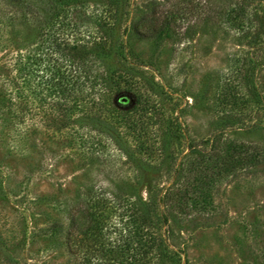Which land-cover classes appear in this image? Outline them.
Returning <instances> with one entry per match:
<instances>
[{
    "label": "rangeland",
    "instance_id": "obj_1",
    "mask_svg": "<svg viewBox=\"0 0 264 264\" xmlns=\"http://www.w3.org/2000/svg\"><path fill=\"white\" fill-rule=\"evenodd\" d=\"M98 1L78 16L81 42L110 23ZM123 8L114 32L123 73L114 78L91 60L72 78L65 64L66 89L76 87L59 97L35 50L41 34L0 2V264H84L67 243L79 238L68 223L91 192L118 198L102 212V249L86 252L93 264H264V0H124ZM152 8L171 31L138 38L132 24ZM231 8L244 15L239 25L227 19ZM145 109L150 136L141 142L125 119ZM242 148L258 162L223 165ZM149 188L156 200L170 191L168 214L152 216L139 238L131 221Z\"/></svg>",
    "mask_w": 264,
    "mask_h": 264
},
{
    "label": "trees",
    "instance_id": "obj_2",
    "mask_svg": "<svg viewBox=\"0 0 264 264\" xmlns=\"http://www.w3.org/2000/svg\"><path fill=\"white\" fill-rule=\"evenodd\" d=\"M0 2H5L11 10L18 11L21 16L25 17V19H20L30 22L35 27L36 32L41 34L42 39L35 50L43 54L46 57V61H48L47 64H50L49 70L51 73L46 79V83H51V92L56 96L70 97L75 91V81L71 83L70 89H66L64 76L61 73V69L65 67V64L69 67L68 77L71 76L72 78L76 76V72L79 69H84V66L91 60L100 62L105 68H113L112 71L114 70L115 73L114 78L118 79L120 77L119 73H123V70L121 71L119 68H116L114 62L115 58L121 57L120 52L122 49V44L115 38L114 32L118 27L119 21L125 15L123 8L124 0H99L97 2V4L103 7L110 23L108 25L102 23L98 37L88 39V43L81 42L83 39L81 40L79 36V28L83 24L78 17L81 15V9L86 6V3L88 4L87 0H1ZM155 10L156 8H152L150 12L132 24V31L138 38L151 39L153 37H160L171 31V23L166 15H164L165 12L157 15ZM213 13L215 16L213 17L215 18L214 20L216 23H219L223 18L221 9L216 7V11ZM39 15L41 16L39 17ZM228 15L227 19L234 22L233 26L239 25L241 23L240 16H244L241 12L232 8L228 12ZM240 26L244 27V23ZM30 58H36V55L32 54ZM39 61L41 62L40 57ZM117 64L120 65L119 62ZM124 73L127 74L128 72L124 70ZM115 86L117 87V84ZM149 89L152 88L150 87ZM147 112H149V109H145L144 112L139 113L137 121H134L130 117H126L125 119L141 142H144L150 136V133H147L145 126L141 123V119L145 118ZM226 124H229V122L224 120L223 125L225 126ZM164 150V148H161L160 152ZM249 150L242 148L237 152L230 151L227 155L221 157L223 165L231 167L245 164H249V166L254 165V163L258 162L259 155L256 150ZM221 158L217 156L205 157L207 161L211 160L212 162H217ZM187 187L188 185L186 184L185 189ZM183 191L177 190L176 195H174L179 196V193ZM147 193V201H136L137 206L135 211L138 216L131 221L135 227V231H137L136 235L138 234V237L140 234H143L141 232L142 228L154 225V221L151 219L152 216L156 214H168L167 211H164L166 209L164 204L165 199L171 197L170 191L166 190L165 194L157 200L156 197L150 195L151 188L148 189ZM117 199L115 196L111 197V199H105L102 197V193L91 192L90 196L83 203L77 204L72 208V214L68 223V236L74 232L77 233L76 237L79 236V238L74 239L72 237L69 240L70 242L68 241L67 243L73 246L76 253L84 255L81 260L84 264H93L85 256L86 252L91 254L92 251L97 252V248L102 247L101 231L104 226L102 212L105 209L111 210L113 205L117 203ZM161 204L164 207L159 208ZM158 211L159 213H156ZM164 220L165 217H163L162 221L164 222ZM87 237L88 239H86ZM146 249L147 251H143L141 255L142 260L147 257L149 250H153V245L149 243ZM139 261V259L136 260V264ZM103 264H105V261Z\"/></svg>",
    "mask_w": 264,
    "mask_h": 264
}]
</instances>
